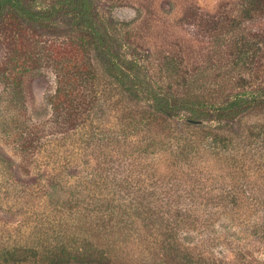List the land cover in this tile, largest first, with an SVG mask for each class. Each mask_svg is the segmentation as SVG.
<instances>
[{"label": "rangeland", "instance_id": "374dc122", "mask_svg": "<svg viewBox=\"0 0 264 264\" xmlns=\"http://www.w3.org/2000/svg\"><path fill=\"white\" fill-rule=\"evenodd\" d=\"M92 1L112 49L137 60L132 73L154 93L184 84L219 103L264 90V10L247 11L246 0ZM26 2L44 10L58 0ZM221 14L219 25L212 16ZM3 20L0 264H46L13 262L8 251L36 247L43 256L61 243L116 264H159L166 245L182 260L183 252L194 262L264 264L262 105L220 121H192L183 110L151 116L152 98L118 85L67 15L47 28ZM169 55L178 71L167 69ZM58 101L91 109L73 115L64 104L59 114ZM152 117L160 127H148Z\"/></svg>", "mask_w": 264, "mask_h": 264}, {"label": "trees", "instance_id": "16d2710c", "mask_svg": "<svg viewBox=\"0 0 264 264\" xmlns=\"http://www.w3.org/2000/svg\"><path fill=\"white\" fill-rule=\"evenodd\" d=\"M246 2L250 5V7L246 8L249 12L251 10H264V0H246ZM63 14L68 16V22H71L74 29L73 32L75 31L74 33L82 35V46L98 52L99 56L105 61L107 73L112 76L116 82H118V85L128 92H143L144 95L148 97L147 99H149V97L152 98L154 103L151 104L153 109L151 116H153L155 112L156 114L160 113L164 118L172 119L183 110L192 113V115L188 117L189 120H196V117L205 115L213 120L220 121L222 119L238 118L251 111L253 108L261 105L264 107V90L257 95H254L252 98L248 97V93L246 91H233L232 93L226 95L219 103L208 102L200 99L197 94L192 92V87H186L184 84L182 87L179 85L177 87L172 85L168 88H162V96H160L159 93H154L155 91L147 87L144 84V81H142L137 74L135 75L132 73L135 67L139 66L137 60L126 59L119 53L115 52L108 43L106 33L103 32L100 25L96 21V9L92 0H58L57 4L44 10L32 7L27 4L26 0H0V21L5 19L7 16L9 19L18 18L22 21L26 20L32 24L37 23L44 25V27L47 28L50 25L48 24V21L53 22ZM212 17L219 23V25L222 22L221 18L223 20L228 18V16L223 14ZM11 22L13 21L11 20ZM219 25L217 27H219ZM3 27L4 26L1 24L0 29ZM11 27L13 28V26ZM20 35L18 36L19 38H17L18 40H20ZM6 37V42H8L9 46L12 47V45H16V41L13 39L15 36H13L12 33L9 34L7 32ZM84 37L87 40H84ZM240 43H242V41ZM238 49L239 57L242 60L248 53L246 44H244V47L240 46ZM73 53L74 55L70 58L76 62L79 59V53L77 51ZM171 56L172 55L165 57V65L169 71L177 69L174 62L175 59ZM81 77H84L83 74H79L78 72L72 73V80L75 82H78ZM182 79L185 82V79L187 78L183 76ZM71 93L72 92H70V94ZM75 93L76 92H73V94ZM83 93L87 94L86 92ZM65 102L62 103L61 101H58L55 105L56 111H58L59 114V109H61L64 104H66L68 112L73 115H76L77 113L79 114L81 110H85L83 109L85 106H89L85 101ZM89 108L90 106L87 111ZM157 119L160 120L161 117L150 118L152 123L147 122L148 127L150 128L153 125H158L160 127L161 124ZM216 136L220 137L218 135ZM175 248L178 252L180 251L178 246L175 245L164 246L162 248L159 264H170L172 261L176 264H216L215 262L204 259L203 257H199V259L195 262L188 260L187 257L189 255L183 252L182 255L184 258L182 260L176 257V254L173 252V249ZM48 249L49 248L45 246V250L48 251ZM8 253L14 257L15 261L13 262L21 263L44 257L46 259V264H116L110 256L109 259L105 254H103L101 258H92L88 255L80 253L78 250L70 249V247L64 243L55 246L48 255L43 256H41V252L36 247L22 248L20 251H17L14 248V250H10ZM9 260L10 259L6 257L5 261Z\"/></svg>", "mask_w": 264, "mask_h": 264}, {"label": "water", "instance_id": "95a60500", "mask_svg": "<svg viewBox=\"0 0 264 264\" xmlns=\"http://www.w3.org/2000/svg\"><path fill=\"white\" fill-rule=\"evenodd\" d=\"M193 121V120H192ZM196 123L198 122V121H195Z\"/></svg>", "mask_w": 264, "mask_h": 264}]
</instances>
